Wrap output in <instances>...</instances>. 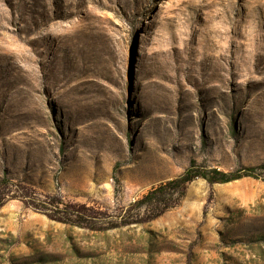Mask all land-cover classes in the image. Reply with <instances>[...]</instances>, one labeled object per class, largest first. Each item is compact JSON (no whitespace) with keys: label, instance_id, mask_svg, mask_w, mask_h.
Listing matches in <instances>:
<instances>
[{"label":"rangeland","instance_id":"1","mask_svg":"<svg viewBox=\"0 0 264 264\" xmlns=\"http://www.w3.org/2000/svg\"><path fill=\"white\" fill-rule=\"evenodd\" d=\"M0 264H264V0H0Z\"/></svg>","mask_w":264,"mask_h":264},{"label":"trees","instance_id":"2","mask_svg":"<svg viewBox=\"0 0 264 264\" xmlns=\"http://www.w3.org/2000/svg\"><path fill=\"white\" fill-rule=\"evenodd\" d=\"M254 172H255L254 168L243 170V173H241L240 175H228V174L220 173L218 171L213 172L215 176L210 173H206V172L199 173L198 175L193 174L191 172H187L186 175L183 176L180 181L182 182V184H187L193 181L196 177H202L203 179L207 180L210 183L225 184V183L239 180L243 177H253L255 176Z\"/></svg>","mask_w":264,"mask_h":264}]
</instances>
